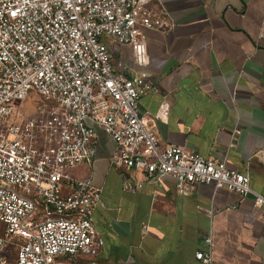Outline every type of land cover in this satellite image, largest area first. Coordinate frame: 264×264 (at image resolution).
Instances as JSON below:
<instances>
[{"label":"built area","instance_id":"2783aa9c","mask_svg":"<svg viewBox=\"0 0 264 264\" xmlns=\"http://www.w3.org/2000/svg\"><path fill=\"white\" fill-rule=\"evenodd\" d=\"M155 0H0V264H102L104 238L94 222L102 188L90 166L102 128L115 143L111 165L137 170L145 180L208 184L242 196H264L250 176L176 144L163 145L140 110V98L157 90L144 29L164 33L174 23ZM106 40L132 49L133 62L114 63ZM31 91L42 97L25 116L15 101ZM164 102L156 117L165 120ZM141 184L124 182L135 192ZM148 223L143 234H148ZM196 252L215 264L214 237Z\"/></svg>","mask_w":264,"mask_h":264},{"label":"crops","instance_id":"0c3cea01","mask_svg":"<svg viewBox=\"0 0 264 264\" xmlns=\"http://www.w3.org/2000/svg\"><path fill=\"white\" fill-rule=\"evenodd\" d=\"M152 9L164 10L174 28L143 30L151 61L138 69L157 87L139 101L149 127L163 145L247 173L264 196V0H155ZM109 47L116 67L133 62L130 46ZM96 131L92 164L74 173L102 188L94 213L104 238L102 264H201L195 254L205 249L209 231L215 264H264V211L252 194L201 183L180 194L171 176L156 183L115 168L114 140ZM126 180L140 189L126 190Z\"/></svg>","mask_w":264,"mask_h":264},{"label":"rangeland","instance_id":"374dc122","mask_svg":"<svg viewBox=\"0 0 264 264\" xmlns=\"http://www.w3.org/2000/svg\"><path fill=\"white\" fill-rule=\"evenodd\" d=\"M106 42L109 45L111 41L106 40ZM41 101L42 97L39 96L36 91H31L27 100H17L15 101V105L17 106V108H20L25 112V116H30L35 113V108L39 105Z\"/></svg>","mask_w":264,"mask_h":264}]
</instances>
